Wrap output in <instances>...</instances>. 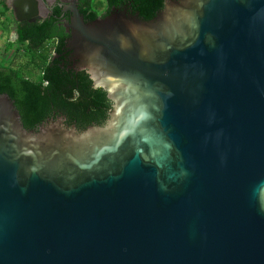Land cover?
<instances>
[{
  "label": "water",
  "instance_id": "95a60500",
  "mask_svg": "<svg viewBox=\"0 0 264 264\" xmlns=\"http://www.w3.org/2000/svg\"><path fill=\"white\" fill-rule=\"evenodd\" d=\"M125 6L58 2L103 125L27 130L0 94V264H264V0Z\"/></svg>",
  "mask_w": 264,
  "mask_h": 264
},
{
  "label": "trees",
  "instance_id": "16d2710c",
  "mask_svg": "<svg viewBox=\"0 0 264 264\" xmlns=\"http://www.w3.org/2000/svg\"><path fill=\"white\" fill-rule=\"evenodd\" d=\"M105 15L111 8L121 9L126 5L130 13L149 20L163 7L166 0H104ZM93 0H79V12L86 22L101 13ZM6 11L2 12L3 18ZM55 14H59L56 10ZM15 23L17 55L27 57V65L40 70L32 79L22 68L13 66L14 59L5 65L0 62V94L6 93L18 110L22 124L27 130L38 129L46 123V117L55 113L62 116L65 124H74L79 131L91 124L103 125L107 119L102 107L110 102L103 89H93L91 80L83 70H78L69 60L66 40L69 35L58 27L53 17L35 23ZM65 63L54 60L53 53L63 54ZM16 55V56H17ZM63 56V57H64ZM48 60H50L48 62ZM54 60V61H51ZM26 65V66H27Z\"/></svg>",
  "mask_w": 264,
  "mask_h": 264
},
{
  "label": "rangeland",
  "instance_id": "374dc122",
  "mask_svg": "<svg viewBox=\"0 0 264 264\" xmlns=\"http://www.w3.org/2000/svg\"><path fill=\"white\" fill-rule=\"evenodd\" d=\"M98 1L104 2V0ZM3 10L5 9H3V6L0 4V16L2 15ZM97 11L99 12V10ZM104 11L105 10L102 9L100 13ZM11 21L12 16L10 15H7L4 18H0V32H2L0 33V62L7 65L14 59L13 66L15 68H22L25 74L27 73L32 79H36L40 74V70L36 67L31 66L30 64L27 65V57L16 54L17 44L14 42L15 40L12 38V36H9V33L6 32L8 29H4L8 27V25L10 24L9 22ZM11 23H13V21ZM3 24L5 25L3 26ZM2 29L5 30V32H3Z\"/></svg>",
  "mask_w": 264,
  "mask_h": 264
},
{
  "label": "flooded vegetation",
  "instance_id": "af4514ba",
  "mask_svg": "<svg viewBox=\"0 0 264 264\" xmlns=\"http://www.w3.org/2000/svg\"><path fill=\"white\" fill-rule=\"evenodd\" d=\"M58 2H59V0H55L54 2H53V4L51 5V6H49L48 7V12L46 13V14H43L44 12H40V13H38L37 14V16H35V17H32V18H30V19H28V20H26L27 22H29V23H35L36 21H42V20H45V19H49V18H51V17H53V20H54V22H55V24L58 26V27H60V26H62V23H63V20L64 19H68V17H69V15H68V12H61V9L58 7ZM123 8H124V6H123ZM125 8H126V6H125ZM56 10H58L59 11V14H55V11ZM130 13V12H129ZM99 16H106L105 15V11L104 12H102ZM63 27V26H62ZM67 48V47H66ZM67 52H68V54H69V51L67 50ZM53 55H56L55 56V58H54V60H61L63 63H65V61H64V59H62V58H66L64 55H66L65 54V52L63 53V54H58V53H53ZM64 56V57H63ZM69 57V60L72 62V64H74L73 66H75V67H77V69L79 70V66L76 64V61H72L71 60V57H70V54L68 55ZM54 60H51V61H54ZM50 60H48V62H49ZM91 85H92V82H91ZM92 88L93 89H97V88H94L93 87V85H92ZM109 102H110V100H109ZM110 110H111V102H110V105H109V107H106V106H104V107H102V114H104L105 115V117L107 116V118H108V116H109V112H110ZM55 115V113H53L51 116H49V117H46V123H48V122H54V121H57V120H61V122L66 126V127H70V126H75L74 124H70V125H67V124H65V119H64V117H62V116H54ZM46 123H43V124H46ZM43 124H41V125H43ZM91 125H95V124H91ZM90 126V125H89ZM76 127V126H75ZM32 130H35V129H32ZM37 130V129H36Z\"/></svg>",
  "mask_w": 264,
  "mask_h": 264
},
{
  "label": "crops",
  "instance_id": "0c3cea01",
  "mask_svg": "<svg viewBox=\"0 0 264 264\" xmlns=\"http://www.w3.org/2000/svg\"><path fill=\"white\" fill-rule=\"evenodd\" d=\"M95 1V0H94ZM93 1V3H95L96 4V9L97 10H99V13H100V11L103 9V10H105L106 9V3H105V1L104 2H101V1H95L94 2ZM0 4L3 6V9H5V11H6V13H5V15L7 16V15H10V16H12L13 17V15H12V9H11V7H10V5H6L5 4V0H0ZM4 11V10H3ZM102 13V12H101ZM1 17H3L2 15L0 16V18ZM14 19V18H13ZM12 22V21H11ZM11 22H9L10 24L8 25V27L7 28H4V29H8L6 32H8L9 33V36H12V38L15 40L16 39V33H15V23H11ZM5 24H3V26H4ZM2 26V27H3ZM3 30V29H2ZM3 32H5V30H3ZM0 33H2V32H0ZM1 37V36H0Z\"/></svg>",
  "mask_w": 264,
  "mask_h": 264
}]
</instances>
